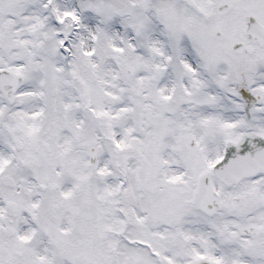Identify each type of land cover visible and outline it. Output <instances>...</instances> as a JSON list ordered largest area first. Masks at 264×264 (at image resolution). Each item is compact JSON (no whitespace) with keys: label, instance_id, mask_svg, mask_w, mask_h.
Masks as SVG:
<instances>
[{"label":"snow or ice","instance_id":"snow-or-ice-1","mask_svg":"<svg viewBox=\"0 0 264 264\" xmlns=\"http://www.w3.org/2000/svg\"><path fill=\"white\" fill-rule=\"evenodd\" d=\"M0 264H264V0H0Z\"/></svg>","mask_w":264,"mask_h":264}]
</instances>
